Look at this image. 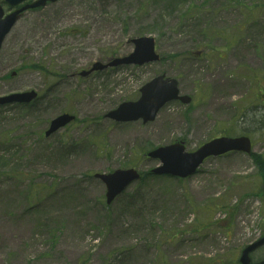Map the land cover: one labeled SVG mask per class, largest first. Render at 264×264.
<instances>
[{
  "label": "rangeland",
  "instance_id": "obj_1",
  "mask_svg": "<svg viewBox=\"0 0 264 264\" xmlns=\"http://www.w3.org/2000/svg\"><path fill=\"white\" fill-rule=\"evenodd\" d=\"M143 36L160 62L79 75ZM160 75L191 104L169 103L147 124L106 118ZM33 90V105L0 106V264H240L264 235V0H59L29 11L0 53V98ZM64 113L76 122L46 138ZM222 136L250 137L258 157L148 178L159 165L148 152ZM130 168L147 177L107 205L95 175Z\"/></svg>",
  "mask_w": 264,
  "mask_h": 264
},
{
  "label": "water",
  "instance_id": "obj_2",
  "mask_svg": "<svg viewBox=\"0 0 264 264\" xmlns=\"http://www.w3.org/2000/svg\"><path fill=\"white\" fill-rule=\"evenodd\" d=\"M28 0H6L10 6H18ZM59 0H36L22 8L5 16L3 6L0 5V51L6 37L10 34L20 18L30 10L42 9L48 4L56 3ZM135 46L134 51L125 57L111 59L107 64L97 62L89 71L81 73L82 77H88L94 72H102L109 68L121 66L138 65L160 61L156 53V42L153 37L145 36L132 40ZM142 97L137 102L123 103L117 110L110 112L106 118L116 122H135L143 119L144 123L155 121L159 111L169 102L180 100L184 104H190L191 98L180 97L178 81L166 78L165 75L154 78L146 84L142 90ZM38 97L34 91L12 94L0 98V105L7 104H28ZM75 120V116L68 114L55 118L46 132L50 137L59 130L65 128ZM252 152V144L249 138L223 137L212 140L197 151L188 153L184 142L175 143L167 147H160L148 153V157L159 160L161 165L155 168L152 173L158 176L168 175L186 179L197 172V169L210 157H220L229 152ZM95 178L101 180L107 188V204L111 205L132 183L138 181L141 175L135 169H119L109 174H97ZM264 247V236L247 246L241 254V264H264V260L254 263L252 254Z\"/></svg>",
  "mask_w": 264,
  "mask_h": 264
},
{
  "label": "trees",
  "instance_id": "obj_3",
  "mask_svg": "<svg viewBox=\"0 0 264 264\" xmlns=\"http://www.w3.org/2000/svg\"><path fill=\"white\" fill-rule=\"evenodd\" d=\"M230 2H234V0H230ZM254 157H258V156H254ZM146 177H147V176H143L142 180H144ZM151 177H152V178H156V177H154V176L151 175V174L148 175V178H151ZM142 180H141V181H142ZM179 181H181V180H179Z\"/></svg>",
  "mask_w": 264,
  "mask_h": 264
}]
</instances>
